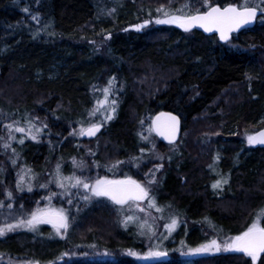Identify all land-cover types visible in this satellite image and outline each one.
Returning a JSON list of instances; mask_svg holds the SVG:
<instances>
[{
    "label": "trees",
    "instance_id": "obj_1",
    "mask_svg": "<svg viewBox=\"0 0 264 264\" xmlns=\"http://www.w3.org/2000/svg\"><path fill=\"white\" fill-rule=\"evenodd\" d=\"M169 1L0 0V105L22 112L25 120L37 115L44 118L48 137L24 141L17 147L24 163L35 171L46 166L47 160L71 162L75 151L70 149L69 136L73 144L81 145L105 134L117 151L127 153L140 143V130L135 129L140 113H148L141 126L148 125L150 115L160 111L177 114L182 129L176 143L184 136L183 147L179 153L163 157L164 166L152 194L163 209L161 214L177 219L175 240L185 232L184 242L194 246L211 236L244 231L251 214L264 207V148L240 153L232 137L223 145L214 141L209 147L202 141L206 129L234 125L241 129L264 111V21L259 16L254 27L223 43L215 35L153 24L146 13L151 6L174 8L187 3L195 10H206L203 0ZM209 2L223 7L243 0ZM144 21H149L144 28L134 27ZM104 34H110L108 41L98 43ZM56 61L58 70L46 79ZM113 78L109 100L115 99L117 105L107 127L103 123L100 133L89 140L70 135L68 125L98 107L97 101L104 98L102 89ZM213 105L217 106L212 109ZM205 115L213 117L205 119ZM189 130H194L191 137ZM153 137L158 147L170 146ZM215 153L220 154V163L216 160L220 177L228 181L219 199L210 195L213 174L209 166ZM3 159L10 171L0 176V184L14 177L8 157ZM76 218L78 225H83L78 229L81 237L98 239L101 244L97 246L112 252L141 246L145 240L130 223L126 228L117 219L115 227L113 217L103 209ZM261 223L264 226V219ZM64 245L50 238L31 243L23 234L13 235L0 239V255L49 262ZM171 256L149 264L178 262V251ZM238 256L244 257L234 253L201 259L197 264H251ZM58 262L47 264H137L126 256L100 262Z\"/></svg>",
    "mask_w": 264,
    "mask_h": 264
},
{
    "label": "rangeland",
    "instance_id": "obj_2",
    "mask_svg": "<svg viewBox=\"0 0 264 264\" xmlns=\"http://www.w3.org/2000/svg\"><path fill=\"white\" fill-rule=\"evenodd\" d=\"M251 5H257L259 4V0H251ZM172 0H170L168 3H171ZM186 5H189L187 3H182L174 8H166L164 6L154 7L151 6L150 8L146 9V13L149 15V20L155 24V25H174L179 27L176 24H157L155 21L157 19H164L162 12H158L157 9L163 7L165 10L170 12L171 14L179 15L181 14L179 9H183L184 13L187 14L189 12V8L186 7ZM196 10L191 8V12H195ZM264 21V18L262 19ZM110 37V34H104L102 37V41H99L100 44H106ZM95 44V43H94ZM59 63L56 61L51 67L49 73H47L46 79H51V76L55 74V72L59 68ZM41 76H38V79H41ZM250 87V86H249ZM104 99V98H103ZM264 101V99H263ZM216 104V103H215ZM217 105H213L215 107ZM22 112L18 110H10L9 108H6L3 105H0V137H3L4 139H0V176L5 175L6 170L10 171V169H6L5 163H4V157H8L9 165L13 167V173L14 177L11 179L7 178V181H2V186L5 187L4 190L0 191V201H5V205L7 203H12V209H8L6 206L4 208H0V226H2L5 223H14L19 218H27V213L31 210L39 208H44L46 206L52 207L54 209L64 208L66 212L69 215V227L67 230L61 229L60 234H57L56 230L53 228L50 224H40L37 226V229L35 231L29 230L27 228H18L14 230L13 232L6 233L5 236L0 237L1 240H3L6 237H10L13 235H24L31 243H36L37 241H44L48 238L52 239L53 241H61L65 245L69 246L68 249L62 248V252L57 253V257L52 259L56 262L58 261H74V260H86V261H95L100 262L104 259L110 258L112 259L114 256H126L127 258H130L132 261L136 262L137 264H149V263H158L160 261H164L166 259H169L171 256V253L173 251H178V262L174 264H197V261L201 259H210L215 257H223L225 255L234 254L237 252L232 251H224L221 250L220 252H212V253H204V254H197L192 255L188 254L189 248H195L200 246L201 244L190 246L187 243L184 242L183 238L186 234L185 232H182V234L179 236V241L175 240V233L177 231V226L171 233L168 232L167 229H165L164 224L165 223H171V217H168L166 215H162L161 212H157L155 208L148 209L147 208V201L140 202L141 207H144L146 209L145 212H140L136 208L129 209L128 206H124L123 209H121V206L115 205L111 200H109L107 197H91L88 201H85L80 198V195H74L71 197L72 203L69 204L67 201L69 199L68 196L63 195L64 192L63 189L57 187L55 183V170L56 165L59 163L61 165V170L64 176H71L73 173L77 176H82L84 178H87L89 181H94L98 177L107 176L109 179H123L124 175L134 174L136 178L142 183H145L146 180L150 177H146L145 173H148L150 169L155 170V168L158 165H162L160 167L159 171L155 172V178L157 181V177L160 174L161 170L164 166V160L158 159V156L165 157L166 154L169 155L170 153L176 154L179 153L181 148L183 147V137L178 143L171 144L169 147L161 148L158 147V141L154 139L153 132L150 133V120L152 119V115L149 117L148 125L141 126L140 122L142 119L145 120L148 113L146 112L140 113L136 119L137 121L135 124L137 125L135 129L140 130V143L136 146V149L131 152H122L116 150L115 145L110 143L108 141V138H105L104 135H99L97 138H95L92 141L85 142L81 145H75L72 142V137H70V149L74 150L75 153L73 156L69 159L68 164H64V162H59L57 159L47 160L46 166H43L40 168V170L35 171L31 165L25 164L23 161V158L21 154L19 155L17 151V147L20 145L18 143V140L20 138H24V141L31 140L33 142L39 141L40 138L44 135V137H48L50 131H45L48 129V127H45V121L42 119V117L38 116L33 119H23V115H21ZM214 115V114H213ZM213 115H205L206 118H212ZM82 118V117H81ZM102 119L101 113H97L95 116H90L89 113L84 116L83 119H81L78 123L75 122L72 125H68L69 133L70 135H73V131H78L80 127L83 126L87 127L88 123L90 121L95 122L97 120ZM26 121H31L32 124L35 125L37 128H41V132L35 133V129H33V134L36 135V139L33 140L30 137H28L25 134L21 133H14V135L17 137L16 140L10 141L11 148L5 150L2 145L7 141V129L5 128V125L11 124L13 122H18V126L27 128ZM111 120H108L105 123V126L107 127V123H109ZM195 123V122H194ZM140 129H139V128ZM264 128V111H262L255 120L251 121L247 126L242 127L241 129L238 128L237 125H234L230 127H225L222 130L217 129H206L203 133V143L204 146L209 147L214 141H219L220 143H223L227 140H229L231 137L236 139V142L238 143L239 151L240 153H246L250 150V148H255L252 145L248 144L246 139V134H254L256 131ZM45 131V132H44ZM107 131V130H106ZM105 131V133H106ZM194 130L188 131L187 135L192 136ZM184 134V131L182 135ZM186 135V136H187ZM73 137H79L78 135H73ZM142 137H148L147 140L143 139ZM181 138V137H180ZM217 143V142H216ZM153 145L155 147L153 148ZM221 145V146H222ZM52 146H54V143L52 142ZM111 147V149L109 148ZM223 147V146H222ZM12 148H15L16 153L18 155H13ZM141 148L144 149V152L141 153ZM221 148V147H220ZM260 148V147H259ZM165 153V154H164ZM219 153H215L213 155V162H211V167L209 166V169L211 173L213 174V181H210V195L214 197L215 199L221 198V193L224 192L223 184H221L220 187L214 189L212 187V184L217 180H222L221 172L217 170V161L219 162ZM73 158H75L76 161H83V167L76 168L73 166ZM15 159L16 163L15 165L12 163V160ZM168 159V156H167ZM217 160V161H216ZM2 161V162H1ZM117 161H121L122 163L118 164L116 167H113L114 164H116ZM139 164V167H136V164ZM26 169H31L30 177H34L29 179V177H26V184L28 182L32 185V191L29 192L27 190V187L25 186L24 191H17L16 190V180H17V173L22 172ZM85 170V171H84ZM216 176V178L214 177ZM9 176V175H8ZM7 176V177H8ZM5 182V183H4ZM0 184V188L2 187ZM47 185L46 187L42 188L40 185ZM155 185V184H154ZM154 185L151 186V192L150 195L155 196L154 193ZM6 190H11L14 195V199L9 201L6 197ZM72 193L79 192L80 194H84L85 190L83 188L80 189H71ZM51 193H56L57 195L52 196L51 200L45 199L46 197L50 196ZM156 198V197H155ZM156 200V199H155ZM157 204V203H156ZM21 205H23V209H21ZM96 209H103L110 213V215L113 217V225L116 227V221L118 219L120 226L126 227L123 223L124 217L128 215H135L139 216L141 220L147 219L150 224H152L153 229L155 231V236L149 238V235H140L141 239L145 236L144 242L141 243V246L138 247H130V248H120L116 249L114 252H112L108 248L97 246L98 244H101L98 239H93L88 237V235H85L81 237L79 235V227L82 225H78V220L76 217H79L83 214L91 213L92 210ZM264 209V207H263ZM260 212V210H256L255 213L251 214V218L249 219V224L252 223L253 219L257 216V214ZM11 213V214H10ZM148 213L151 215L149 216ZM169 219V220H167ZM75 221H77V224H75ZM262 222V221H261ZM132 226L134 225L136 229L139 231L137 227L136 222H129ZM128 223V224H129ZM128 224L127 227L128 228ZM248 224V226H249ZM246 226V228L248 227ZM263 226V225H262ZM83 228V225H82ZM185 228V227H184ZM245 228V229H246ZM239 234V233H238ZM236 234V235H238ZM235 235H219L211 236L209 237L204 243H207L213 239H216L218 242L223 243L226 239H229ZM166 237V238H165ZM140 239V240H141ZM183 242V244H182ZM98 243V244H97ZM203 243V244H204ZM155 249L157 251L166 252L167 255L161 256V257H154V258H148L144 259L142 258L145 253H147L149 250ZM128 250H131L132 252L137 253L136 256L128 254ZM244 257H240V259H248L251 261L250 257H246L243 253H241ZM28 257L31 254H28ZM24 259V258H23ZM51 260V261H52ZM12 262V264H30V262L38 261L39 264H47L49 262L37 260V259H25L24 260H16L11 259L10 257H5L3 255H0V264H9V262ZM115 261V260H114ZM59 263V262H58ZM99 264V263H97Z\"/></svg>",
    "mask_w": 264,
    "mask_h": 264
},
{
    "label": "snow or ice",
    "instance_id": "obj_3",
    "mask_svg": "<svg viewBox=\"0 0 264 264\" xmlns=\"http://www.w3.org/2000/svg\"><path fill=\"white\" fill-rule=\"evenodd\" d=\"M189 8L187 14L184 13L183 9H179L181 14H171L163 7L157 9L158 12H162L164 19H157L155 22L157 24H176L182 28L185 32L191 31L193 28H202L205 32L209 33H218L219 39L221 41H229L231 33L252 24L259 13L261 18H264V0H259V4L251 5L249 0H243V3L237 5L235 3H229L221 7L219 4H211L209 0H203L202 7L206 10L201 11L197 9L195 12H191V6L186 5ZM27 11V9H25ZM112 11H115L114 9ZM34 20L37 19L36 16L32 17ZM149 21H144L143 24H137L134 27L139 30L144 28ZM113 79L108 81V86L102 89L104 94L103 100H98V107L90 112V116H95L98 112L101 113L102 119L95 122L90 121L88 126H82L78 131L74 130L73 135L79 136H96L100 132L101 127L104 122L111 120L116 111L117 101L115 99L109 100V95L112 92ZM167 116L168 122L166 125L161 126L159 123L161 116ZM27 128L18 126V122H13L11 124L5 125L7 129V141L2 145V147L7 150L11 148L10 141L16 140L17 137L14 133L25 134L31 139L35 140L36 135L33 134V129L35 133L41 132V128L35 127L31 121H26ZM177 118L171 114L161 113L160 116L156 117L153 121V126H150L149 132L155 130L160 136L167 139L170 143L174 141L177 131ZM46 127V125H45ZM147 140L148 137H142ZM0 139H4L0 137ZM246 139L248 144H264V130H261L255 134H246ZM19 144L24 143V138L18 140ZM155 145H153V148ZM141 153L144 152V149L141 148ZM13 155H18L15 148H12ZM158 159H163V156H158ZM170 159V157H169ZM12 163L15 165V159L12 160ZM122 163L117 161L113 167H116L118 164ZM83 161H76L73 158V166L76 168L83 167ZM140 165L137 163L136 167ZM162 165H158L155 170L150 169L148 173H145L146 177H150L146 180L145 183L134 179L132 176L125 175L123 179H109L107 176L98 177L94 181H89L87 178L82 176H77L75 173L71 176H64L61 170V165L57 163L55 170V183L57 187L64 190L62 193L65 196H68V203H72L71 197L74 195H80V198L88 201L91 197H107L115 205L121 206L123 209L124 206H128L129 209L136 208L140 212H145L146 209L141 207L140 202L147 201V208H155L157 212H163V209L156 204L155 197L150 195L151 186L156 183L155 172L159 171ZM211 167V166H210ZM31 169H26L22 172L17 173L16 180V190L24 191L25 186L29 192L32 191V185L30 182L26 184V177L29 179L34 178L30 177ZM227 179L217 180L212 184L214 189L221 186L222 183H227ZM47 185H40L44 188ZM85 190L84 194L72 193L71 189H80ZM57 195L56 193H51L50 196L45 199L51 200L52 196ZM7 200L11 201L14 199L13 192L11 190H6ZM7 207L12 209V203H7L5 201H0V208ZM23 209V205L20 206ZM170 207V205H169ZM11 214V213H10ZM150 216L151 214L148 213ZM262 219H264V209H261L257 216L253 219L252 223L238 235H235L229 239H226L223 243L218 242L216 239H213L207 243L201 244L195 248H189L188 254L197 255L204 253L232 251L237 253H243L246 257L251 258V264H256L260 260V264H264V259H262V254H264V226H262ZM129 222H136L139 229L140 235H149V238L155 236V231L152 224L148 222L147 219L141 220L139 216L128 215L124 217L123 223L127 227ZM40 224H51L56 230L57 234H60L61 229L67 230L69 227V215L64 208L54 209L52 207L46 206L44 208L37 207L34 210H31L27 213V218H19L14 223H5L0 226V237L6 235V233L13 232L18 228H27L29 230L35 231L37 226ZM177 226V219L175 217L171 218V223H165L164 227L168 230L169 233L175 229ZM166 238V237H165ZM183 244V242H182ZM128 254L136 256L137 253L128 250ZM167 255L166 252L157 251L151 249L144 254L142 258H158L161 256ZM9 264H12L10 261ZM30 264H39L38 261L30 262Z\"/></svg>",
    "mask_w": 264,
    "mask_h": 264
},
{
    "label": "water",
    "instance_id": "obj_4",
    "mask_svg": "<svg viewBox=\"0 0 264 264\" xmlns=\"http://www.w3.org/2000/svg\"><path fill=\"white\" fill-rule=\"evenodd\" d=\"M259 16H260V15H259V13H258L256 20H255L252 24L247 25V26H245V27H243V28H241V29H239V30H237V31H235V32H233V33H231L230 38H231L232 35H234V34H237V33L241 32V31H243V30L250 29V28L254 27V25L256 24L257 19H258ZM192 30L199 31V32L202 33L203 35H207V36L215 35V36L217 37V39H218L220 42H223V43L226 42V41H221V40L219 39V34H218V33H214V32H213V33L205 32L202 28H198V27H197V28H193ZM229 40H230V39H229ZM161 113H164V114H171L172 116H175V117L177 118L178 124H177V131H176L175 139H174V141H172V142L170 143L167 139H165L164 137L160 136L155 130H153V133L155 134V136H156L161 142H163V143H165V144H172V143H175V142L179 139L180 134H181V133H180V132H181V121H180V118H179L177 115L172 114V113H169V112H166V111H165V112H158V113H156V114L152 117V119H151V126H153V121L156 119V117L160 116ZM167 122H168V117H167L166 115L160 117V121H159V123L161 124V126L166 125ZM261 130H264V128H262V129L256 131L255 133H257V132H259V131H261ZM100 131H101V130H100ZM99 133H100V132H98V133L96 134V136H97ZM255 133H254V134H255ZM96 136H93V137H89V136H80V137L83 138V139H93V138H95ZM252 146L255 147V148H257V147L264 148V144H252Z\"/></svg>",
    "mask_w": 264,
    "mask_h": 264
},
{
    "label": "bare ground",
    "instance_id": "obj_5",
    "mask_svg": "<svg viewBox=\"0 0 264 264\" xmlns=\"http://www.w3.org/2000/svg\"><path fill=\"white\" fill-rule=\"evenodd\" d=\"M160 112H165V111H160ZM166 112H169V113H172V114H175V113H173V112H170V111H166ZM175 115H177V114H175ZM178 116V115H177ZM179 117V116H178ZM180 118V117H179ZM180 121H181V118H180ZM181 123H182V121H181ZM181 129H182V125H181ZM181 133V132H180ZM181 135V134H180Z\"/></svg>",
    "mask_w": 264,
    "mask_h": 264
},
{
    "label": "flooded vegetation",
    "instance_id": "obj_6",
    "mask_svg": "<svg viewBox=\"0 0 264 264\" xmlns=\"http://www.w3.org/2000/svg\"><path fill=\"white\" fill-rule=\"evenodd\" d=\"M153 116H154V115H152V117H153ZM150 126H151V120H150ZM78 136H79V135H78ZM80 139H83V138L80 137ZM83 140H86V139H83Z\"/></svg>",
    "mask_w": 264,
    "mask_h": 264
}]
</instances>
